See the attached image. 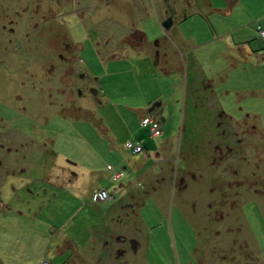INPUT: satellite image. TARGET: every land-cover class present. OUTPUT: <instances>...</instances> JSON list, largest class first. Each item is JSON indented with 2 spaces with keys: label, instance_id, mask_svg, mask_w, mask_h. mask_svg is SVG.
I'll return each mask as SVG.
<instances>
[{
  "label": "rangeland",
  "instance_id": "obj_1",
  "mask_svg": "<svg viewBox=\"0 0 264 264\" xmlns=\"http://www.w3.org/2000/svg\"><path fill=\"white\" fill-rule=\"evenodd\" d=\"M259 25L264 0H0L4 263L264 264Z\"/></svg>",
  "mask_w": 264,
  "mask_h": 264
},
{
  "label": "crops",
  "instance_id": "obj_2",
  "mask_svg": "<svg viewBox=\"0 0 264 264\" xmlns=\"http://www.w3.org/2000/svg\"><path fill=\"white\" fill-rule=\"evenodd\" d=\"M203 4V3H202ZM189 5V4H188ZM210 6V8L208 7L207 9H208V12H211V11H213V10H221L220 8H218V9H212L211 8V5H209ZM204 7V6H203ZM184 9H186V7H183V8H181V10H184ZM195 10H196V8H195ZM198 10V12H200V11H202V10H199V9H197ZM220 12H223V9L220 11ZM228 12H230V11H228ZM162 22L163 21H161L160 20V23H161V25H162ZM261 27H263V26H260L259 25V28H261ZM171 30V29H170ZM258 34H259V32H258ZM260 35V34H259ZM145 38V33H143L142 32V37H140V39H139V41H143V39ZM227 42V41H226ZM227 45H228V47H230V43H227ZM136 46V45H135ZM242 49L244 50V52H243V57L246 59V61L247 62H250V63H255L259 68H264V53H260V52H258V51H254L250 46H248V45H243L242 44ZM160 108H162V103H160V105L158 106V108H157V113L158 114H156L158 117V119H160V121H161V125H160V129H161V127H162V124H164L165 122H166V120H165V118L163 117V114H162V111L160 110ZM154 117H155V115H154ZM161 134H162V130H161V132H160V134L159 135H157V136H161ZM63 170H68L70 173H72L71 171H70V168H63ZM76 173H74L73 174V184L75 185V183H76V181H77V176L75 175ZM117 175H120V173H118ZM1 187V186H0ZM225 264H227V262H225Z\"/></svg>",
  "mask_w": 264,
  "mask_h": 264
},
{
  "label": "built area",
  "instance_id": "obj_3",
  "mask_svg": "<svg viewBox=\"0 0 264 264\" xmlns=\"http://www.w3.org/2000/svg\"><path fill=\"white\" fill-rule=\"evenodd\" d=\"M260 33L262 35V37H264V29H260ZM147 123L151 124L152 123V127H151V131H152V135L153 136H157L159 135L160 131H159V126L156 122L153 121V119L151 118H146L143 121V125H146ZM128 148H131L133 150V152H141L142 151V147L137 144L135 146H133L132 143L127 144ZM94 198L97 200H104L107 199V194L105 191H101L97 194H94ZM44 264H47L44 262Z\"/></svg>",
  "mask_w": 264,
  "mask_h": 264
},
{
  "label": "flooded vegetation",
  "instance_id": "obj_4",
  "mask_svg": "<svg viewBox=\"0 0 264 264\" xmlns=\"http://www.w3.org/2000/svg\"><path fill=\"white\" fill-rule=\"evenodd\" d=\"M70 78H71V76L69 77V74H68L67 77H66V79H65V82L67 81L69 86L71 85V80H70ZM91 90H92V89L89 88L88 92L90 93ZM89 93H88V95H90ZM225 149H227V150L230 151V152H227V151H226V153L231 154V152H232V147H231V146H228V145H227V146H225ZM217 152H218V149H217ZM0 264H5L4 261H3V257H1V255H0Z\"/></svg>",
  "mask_w": 264,
  "mask_h": 264
},
{
  "label": "trees",
  "instance_id": "obj_5",
  "mask_svg": "<svg viewBox=\"0 0 264 264\" xmlns=\"http://www.w3.org/2000/svg\"><path fill=\"white\" fill-rule=\"evenodd\" d=\"M174 25V20L173 18H168L167 20L162 22V27L165 31H169L171 27ZM262 29V28H261ZM260 30V29H259ZM258 30V31H259ZM260 32V31H259Z\"/></svg>",
  "mask_w": 264,
  "mask_h": 264
},
{
  "label": "water",
  "instance_id": "obj_6",
  "mask_svg": "<svg viewBox=\"0 0 264 264\" xmlns=\"http://www.w3.org/2000/svg\"><path fill=\"white\" fill-rule=\"evenodd\" d=\"M215 11H221V10H215ZM140 37H142V33H141V36ZM140 37H139V39H140ZM91 93H92V95H93V97H97V89H92L91 90ZM160 105V103L159 104H155L154 106H152V108L149 110V112H151L155 107H158Z\"/></svg>",
  "mask_w": 264,
  "mask_h": 264
}]
</instances>
